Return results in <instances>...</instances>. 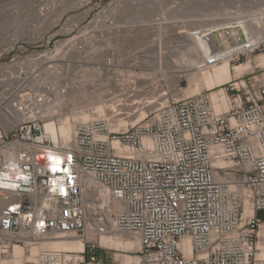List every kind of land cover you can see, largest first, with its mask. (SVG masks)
Masks as SVG:
<instances>
[{"label":"built area","instance_id":"2783aa9c","mask_svg":"<svg viewBox=\"0 0 264 264\" xmlns=\"http://www.w3.org/2000/svg\"><path fill=\"white\" fill-rule=\"evenodd\" d=\"M247 22L190 30L209 45H199V68L263 48ZM38 77L32 70L3 90L0 111L13 121L0 126L1 236L84 242L82 250L40 247L37 264H104L98 240L111 231L138 239L137 264H264V80L224 82V111L199 93L120 130L102 116L75 120L64 142L45 129L39 107L53 95L49 83L31 84Z\"/></svg>","mask_w":264,"mask_h":264},{"label":"rangeland","instance_id":"374dc122","mask_svg":"<svg viewBox=\"0 0 264 264\" xmlns=\"http://www.w3.org/2000/svg\"><path fill=\"white\" fill-rule=\"evenodd\" d=\"M205 1L0 0V92L17 85L25 75L37 69L40 78L31 83L33 85L49 83L52 78L60 80L58 90L62 91V101L59 102V111L62 116H68L72 121L74 113L100 106L106 115L101 116L109 119L113 130L122 129H116L119 119L125 121L126 126L145 122L161 103L190 94L204 93L214 106L210 94L217 98L216 92L227 81H216L213 69L226 64L233 82L245 80L246 83L258 84L264 80V62L260 64L258 60L260 56L264 58V47L254 50L239 62L225 61L206 70L210 79L205 80V70L198 68L200 56L198 60L193 56V49L199 50V47L188 36L189 31L228 25L238 16L247 18V26L252 31H260L257 22L264 24V8L247 7L243 11L240 7L243 2L237 0ZM37 4L39 9L34 6ZM248 9L255 14L252 19ZM39 15L41 18L37 19ZM184 35L194 43L192 50L185 54L188 61H196L194 67L183 65L178 70L154 69L142 63L141 54L162 53L172 60L173 49L181 44ZM11 37L15 38L9 40ZM215 37L219 42L217 33ZM202 47L207 46L202 44ZM111 54H114V65L100 70L101 63ZM247 61L251 66L238 74V78L235 77V69ZM221 75L224 77L225 73ZM197 87L199 89L195 92ZM148 99L154 102L146 106L137 102ZM117 102L121 103L119 109L114 104ZM224 103L221 109L216 110L215 106L214 109L226 110L229 106L227 96ZM140 111L145 112L143 118H139ZM257 216L264 220V210L258 211ZM107 236L127 238L129 235L111 231ZM262 240L261 236L260 242ZM42 241L23 233L10 238L0 235V264H37ZM98 243L100 261L104 264H125L129 256V264H136L138 242L130 249L122 247V244L107 245L99 240ZM14 245L24 247V253L13 254ZM30 247H36L37 253L32 255L35 256L33 258L29 257Z\"/></svg>","mask_w":264,"mask_h":264},{"label":"bare ground","instance_id":"6f19581e","mask_svg":"<svg viewBox=\"0 0 264 264\" xmlns=\"http://www.w3.org/2000/svg\"><path fill=\"white\" fill-rule=\"evenodd\" d=\"M236 2H243V3H240V4H242V6H240V7L242 8V10L244 9L245 11H246L247 7L256 8L258 6L259 8L258 7L257 8L259 10L264 8V0H237ZM34 6L37 7V9H39V7H38L39 4L34 5ZM34 6L32 5V7H34ZM254 8H253V10H254ZM248 11L251 12V10H249V9H248ZM254 16H255V14L251 12L250 19H252L251 17H254ZM40 18H41V16L39 15V17L37 19H40ZM261 23H260V21L257 22V26L258 25L260 26V31L262 33H260V31L254 32L250 29V27H248V26L247 27L252 34L258 35V36H264V28L262 26L264 24L261 25ZM255 25L256 24H254L253 26H255ZM188 36L184 35L183 39L180 40L181 44L177 46V48L180 47V49H177V48L173 49V52H172L173 58H171L172 60H168L169 57L166 56L165 54H162V53L160 55H158V54L157 55H155V54H141L140 59H141L142 63H144L145 65H148V66H153L154 69H156V68L157 69L170 68V69L178 70L183 65H186L188 67H194V65H195L194 62H196V61H188L186 59V56H185V54H187L186 53L187 51L192 50L191 45L194 44V43H191L189 41ZM14 38L11 37L9 40H13ZM193 41H195V40H193ZM195 43L198 45V47H199V45L202 46V44H205L203 42L201 44H199L196 41H195ZM205 45L207 46L205 49H208L209 45H207V44H205ZM8 47H10V46H7V48ZM7 48H3V49H7ZM193 56L196 60L199 59V50L197 48L193 49ZM258 60H259V63L262 64L264 62L263 56H260ZM200 62H201V59H200ZM113 65H114V54H111L110 57L105 58L104 62L101 63V66L99 69L102 70V69L108 68V66H113ZM250 66H251V63L249 61L244 62L242 65L238 66L235 69L234 76L237 77L238 74H240L244 69L249 68ZM198 68H199V64H198ZM154 69H152V70H154ZM200 70H205L203 72V76H204L205 80L210 79V77L208 76L209 73H208V71H206V70H210V69L201 68ZM223 72L225 73L224 77L221 75ZM213 78L216 81H218L219 79H222L223 81H230V79L232 78V75L229 73L228 66L226 64H223V65L216 66L213 69ZM58 83H60V80L58 78H55V79L52 78V81L49 82V85H50L49 87L51 88L50 94H52L54 97H53V99H50V100L48 99L45 103L41 104V106L39 107V110H40L41 115L45 118V129L48 133H50L51 137L54 140L61 138L64 142H67L70 140V137H71V130H72L73 121H75V120H87V119H90L92 117H97V116H101V115L103 116V115H105V113L101 109L100 106H95V107H92L91 110H89L87 112L82 111V112L74 113L73 117H72V121L69 120L68 116H62L63 113L61 114V112L59 111L60 110L59 109L60 108L59 102L62 101V99H60L62 96L61 95L62 91L58 90V88H59ZM209 85L212 86L213 84L210 83ZM46 89H47L46 87L43 88V90H46ZM198 89H199V87L196 88L195 92H197ZM216 95H217V98L216 97L213 98L212 95L210 94L216 110H219L225 104L224 102L226 100V94H225L223 88H221L216 92ZM4 97H5L4 92L3 91L0 92V104L4 100ZM137 102H139L140 105L143 104L146 106L147 103L148 104L152 103V102H154V100L152 102H150L149 99H148V101L145 100L146 103L142 100H140V101L138 100ZM218 102H219V104H218ZM160 103L161 102H159V104ZM114 104H116V107H118L121 103L117 102ZM159 104H157V105H159ZM127 105H131V104L127 103ZM118 109H119V107H118ZM114 110H117V109H114ZM14 116L16 118L19 115L14 114ZM144 116H145V112L140 111L139 118L140 117L143 118ZM12 121L13 120L11 118L7 117L5 113H1V111H0V126L4 129V131H7L11 127ZM125 126H126L125 121L119 119L116 129L124 128ZM88 183H89V188H91V192H94L95 193L94 195L99 196L102 199V201H105L106 200V193H105L104 189H102V187L96 185V183H94L92 181H89ZM245 211L246 212L248 211L247 208L245 209ZM128 235L129 236L127 238H124L121 236H116L113 238V237L107 236V234H104L100 237L99 241L106 243L107 245H111V244L120 245V244H122V247L130 249V248H133L135 246L136 242H138V239L135 238L134 236L130 235V234H128ZM259 236L263 237L262 242H260V244H259L260 247L263 249L260 256H263L262 254H264V221L262 222V229H260V231H259ZM41 243H42L41 247H47V248H52V249L82 250L84 248V242L78 237L56 238V239L44 240ZM138 245H139V242H138ZM35 248L36 247H30L29 248L28 251L31 254V256H29L30 258L35 257V256H32V255H36V253H37ZM13 250H14L13 254H15V252H16V253H19L18 255H22L24 253L25 249H24V247H22L20 245H14ZM0 253H1V249H0ZM0 258H1V256H0ZM33 260H35V259H33ZM130 261H131V257L129 256V257H126L124 263L129 264ZM137 261H138V256H136V260H135L136 264H137Z\"/></svg>","mask_w":264,"mask_h":264},{"label":"snow or ice","instance_id":"6c2138e0","mask_svg":"<svg viewBox=\"0 0 264 264\" xmlns=\"http://www.w3.org/2000/svg\"><path fill=\"white\" fill-rule=\"evenodd\" d=\"M56 169L55 168H53V171H55Z\"/></svg>","mask_w":264,"mask_h":264}]
</instances>
